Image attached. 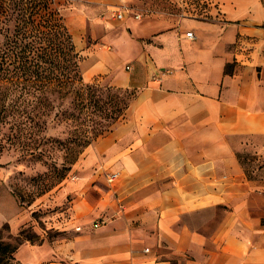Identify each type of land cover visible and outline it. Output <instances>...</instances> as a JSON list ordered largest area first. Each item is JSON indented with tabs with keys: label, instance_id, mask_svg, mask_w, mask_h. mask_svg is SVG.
Wrapping results in <instances>:
<instances>
[{
	"label": "crops",
	"instance_id": "crops-1",
	"mask_svg": "<svg viewBox=\"0 0 264 264\" xmlns=\"http://www.w3.org/2000/svg\"><path fill=\"white\" fill-rule=\"evenodd\" d=\"M214 2L221 20L183 16L159 31L134 10L120 20L127 29L103 38L111 49L93 71L135 97L75 165L76 193L47 222L58 237L21 245L23 263L264 264V183L239 159L243 138H264V6Z\"/></svg>",
	"mask_w": 264,
	"mask_h": 264
},
{
	"label": "trees",
	"instance_id": "trees-1",
	"mask_svg": "<svg viewBox=\"0 0 264 264\" xmlns=\"http://www.w3.org/2000/svg\"><path fill=\"white\" fill-rule=\"evenodd\" d=\"M52 2L0 0V129L7 125L9 142L26 150L47 143L64 151L60 168L54 167L43 189L66 176L136 94L84 81L81 53L57 10L50 8ZM49 118L72 126L66 138L42 135ZM26 239L34 243L38 236ZM17 247L0 241V264H8Z\"/></svg>",
	"mask_w": 264,
	"mask_h": 264
},
{
	"label": "rangeland",
	"instance_id": "rangeland-1",
	"mask_svg": "<svg viewBox=\"0 0 264 264\" xmlns=\"http://www.w3.org/2000/svg\"><path fill=\"white\" fill-rule=\"evenodd\" d=\"M262 3L264 6V0ZM129 5L131 13L134 10L142 11L139 12L142 20L153 21L158 25L156 30L159 31L177 25L181 19L176 0H135ZM113 7H108L104 3L94 4L92 0H54L50 3V8L57 10L55 11L58 12L57 17L63 20L73 35L82 56L80 68L86 83L96 82L101 85L110 83L108 73L93 71V63L100 60L97 56L100 48L111 49V44L103 40L108 32L112 31V37L115 38L119 31L127 29L130 22L115 20L112 17ZM98 19L105 22V31L96 29L98 34L93 37V25ZM130 34L134 35L133 30ZM119 119L120 117L97 138L107 134ZM71 128L72 126L66 122L52 121L49 118L48 129L42 135L64 139ZM9 135L7 125L2 126L0 129V241L18 246L8 264H27L18 258V249L23 244L38 245L44 239L52 243L58 237L59 232L49 227L47 222L54 224L59 216L58 213H66L69 200L72 194L76 193L75 190L70 191L67 185L79 179V174L73 169L84 157L83 152L90 144L77 161L70 165V169L61 181L55 182L48 189H43L53 175L54 167L60 168L63 149L56 144L46 143L39 148L26 150L19 145L11 144L7 139ZM242 144L249 146V150L239 152L243 169L248 177L259 179L264 183V152L259 150L264 144V138L260 136L243 138ZM65 187L68 192H65ZM33 235H37L38 240L31 243L26 237ZM23 256H26V252Z\"/></svg>",
	"mask_w": 264,
	"mask_h": 264
},
{
	"label": "built area",
	"instance_id": "built-area-1",
	"mask_svg": "<svg viewBox=\"0 0 264 264\" xmlns=\"http://www.w3.org/2000/svg\"><path fill=\"white\" fill-rule=\"evenodd\" d=\"M54 1V0H51ZM178 7L180 9L179 14L181 17L189 16L193 18H201L207 20H221L219 15L221 13L218 4L214 0H176ZM212 10H216V14H212ZM131 13V7L127 0H120V2L112 9V17L120 21L124 18L125 14ZM135 18H141V14L137 13L134 15ZM185 36L189 39H195L192 31L185 32ZM119 178L118 172H108L106 175V180L108 183L112 184L116 182ZM100 223L95 222L94 227H98ZM77 230L80 227L76 228Z\"/></svg>",
	"mask_w": 264,
	"mask_h": 264
}]
</instances>
